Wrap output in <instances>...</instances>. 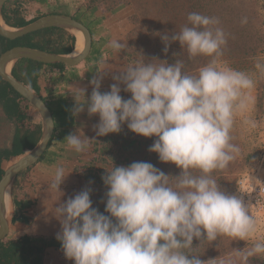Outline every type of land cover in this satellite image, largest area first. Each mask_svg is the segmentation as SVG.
Instances as JSON below:
<instances>
[{"label": "clouds", "instance_id": "obj_1", "mask_svg": "<svg viewBox=\"0 0 264 264\" xmlns=\"http://www.w3.org/2000/svg\"><path fill=\"white\" fill-rule=\"evenodd\" d=\"M187 21L179 31L161 38L165 54L171 43L179 42L190 57H212L197 75L184 71L183 60L170 64L153 58L129 64L113 76L116 83L110 91H100L105 72L100 71L91 81L89 99L86 90L76 88L73 93V116L84 112L85 106L90 116L99 115V123L93 125L96 137L119 133L127 124L138 135L157 137L149 151L182 170L171 176L146 161L114 166L102 176L108 189L105 212L110 215L93 207L90 188L55 208L62 225L56 238L75 264H248L249 258L264 255V239L257 237L260 226L251 206L226 194L213 176L240 154L231 131L237 115L252 105L256 81L245 71L219 65L217 58L227 39L218 18L191 12ZM110 47L128 48L118 40ZM255 67L264 75V58H257ZM120 84L131 93L129 99L121 96ZM245 123L256 126L254 120ZM65 140L77 153L86 152L89 142L96 141L83 130ZM70 173L57 167L51 189L61 192ZM219 237L254 243L233 249L227 258L202 260L195 250Z\"/></svg>", "mask_w": 264, "mask_h": 264}, {"label": "rangeland", "instance_id": "obj_2", "mask_svg": "<svg viewBox=\"0 0 264 264\" xmlns=\"http://www.w3.org/2000/svg\"><path fill=\"white\" fill-rule=\"evenodd\" d=\"M71 4L86 9L97 7L104 14L116 10L127 13L124 20L126 22L128 20L130 24L125 27L128 46L126 53L129 55L130 64L144 60L147 63L153 58L167 60L172 64L179 59L184 62V71L192 75H197L199 69L208 64L212 57L203 55L190 57L187 50L181 48L179 42L171 43L165 54V44L161 37L163 34L170 35L175 30L179 31L182 26L188 24L187 16L191 12L218 18L220 21L218 26L224 30L227 39V44L223 47V55L217 58L219 65H227L249 73L256 84L251 91L252 105L246 113L237 115L231 131L232 142L239 146L240 154L227 168L217 170L213 176L226 194L240 198H243L242 184L246 183V180L249 179L256 185L264 183V75L255 67L256 59L264 58V0H71ZM49 9L48 13L66 12L60 8V5L54 8L50 6ZM76 18L81 21L79 19L81 16ZM188 62H191V67ZM18 68L17 71L20 72L22 66ZM45 101L52 106L49 100ZM245 120L256 121V126L246 124ZM106 136L110 137L106 145L114 158L112 164L115 166H129L136 161H146L171 176H178L182 171L175 164L161 162L158 154L149 151V147L158 139L157 137L147 138L138 135L129 130L127 124L122 125L121 132ZM100 148L101 144L98 146V149ZM93 156L92 153L91 157ZM104 158L108 159L109 155ZM88 164L91 162L89 161ZM85 188L88 187L72 183L62 185L60 191L64 192L62 198L68 200ZM102 188L103 191L97 190L96 187L91 189L93 207L104 215H110L105 212L107 199L103 195L108 189L106 186ZM56 193L55 200L50 199V201L57 203L58 207L61 199L59 191ZM243 201L246 205L245 199ZM259 212L264 211H254L256 215H252L256 219L258 216L260 227L257 237L264 239V221ZM56 220L60 223L58 218ZM113 220L115 222L114 218ZM59 227L62 231V226ZM253 243L254 240L243 241L219 237L215 242L205 241L195 252L205 261L218 257L223 259L232 254L233 249H243L247 245L251 247ZM198 244L199 241L194 239V246ZM248 264H264V255L249 258Z\"/></svg>", "mask_w": 264, "mask_h": 264}, {"label": "crops", "instance_id": "obj_3", "mask_svg": "<svg viewBox=\"0 0 264 264\" xmlns=\"http://www.w3.org/2000/svg\"><path fill=\"white\" fill-rule=\"evenodd\" d=\"M7 5L6 12L9 15L15 11L20 13L17 20H14L15 26H9L13 30L26 27L45 16L58 14L48 13V11H50V6L54 8V6L60 5V8L66 10L64 14L75 18L81 16L79 18L81 22L92 30L93 43L88 58L78 66L53 67L44 65L43 67H35L33 81L36 80L38 91H33L44 101L49 100L52 104V106L47 105L53 116L54 133L42 158L34 166L17 175L10 188L13 211L7 219L9 233L4 240H1L4 242L17 241L25 235L39 236L49 233L52 236H57V233L61 232L59 227L62 226L61 222L59 223L56 220V214H53L57 208V203L50 201L53 195H57L56 192H58L50 187L55 170L62 166L66 172H71L61 186L71 185L74 183L79 163L86 158L83 157V153H77L70 149L65 139L69 134H78L79 130L81 132L83 130L86 136L96 139V141L89 142L90 146L86 152L90 153L91 150H94V143L99 142L102 137H96L93 131V125L99 123L98 114L90 116L85 106L84 112L78 116H73L72 110L76 105L73 93L76 92V88L86 90L85 98L89 99L93 91L91 81L97 77V72L100 71H105L100 91L102 93L110 91V85L116 83L113 76L120 75V71L125 70L130 64L126 49L117 51L110 47V42L113 40L121 41V43L127 41L125 27L130 26V24L128 20L127 22L124 20L127 15L126 12L116 10L113 13L104 14L97 7L79 8V6L71 4V0H11ZM74 51L75 46L71 52L65 51L66 53L60 55H73ZM21 60L16 61L14 66L18 63V66H22L21 70L26 71L30 62ZM102 61L103 63H101ZM120 87L122 89L121 96L124 99L131 96V93L123 91L125 87L123 84H120ZM29 88L31 89V87ZM80 102H83V99ZM21 115H27L28 118L22 122L24 126L29 127L31 131H40V142L43 136V120L40 113L31 104H22ZM17 124L15 118H9L0 102V152L10 151L16 144V137L19 133ZM29 147H25L20 156L10 160L3 159L1 169L5 172L35 148L29 149ZM89 157H91V153ZM60 205L58 204V207ZM60 256L64 260V264H75V261L67 259L64 253ZM57 257L59 255L55 254L54 258Z\"/></svg>", "mask_w": 264, "mask_h": 264}, {"label": "trees", "instance_id": "obj_4", "mask_svg": "<svg viewBox=\"0 0 264 264\" xmlns=\"http://www.w3.org/2000/svg\"><path fill=\"white\" fill-rule=\"evenodd\" d=\"M7 6L8 5H6L3 10V19L7 25L15 26L14 20H17L20 13L15 11V13L9 15V13L6 12ZM75 43V36L59 28L46 29L15 41H10L0 36V56L4 52L15 47H26L60 55L66 53L65 51L71 52ZM24 60L30 62L29 68L26 71L21 70L18 72L19 66L17 63L12 69V75L24 85L31 87L32 90L38 91L36 80L33 81L34 71L36 70L35 67H43L45 64L27 59ZM188 63L191 67V62ZM49 66L64 67L62 64ZM23 101H25V99L21 97L9 83L5 82L0 77V102L9 118H15L17 120L19 132L16 137L17 142H15L16 144L13 146L12 150L0 152V181L5 173L4 170L1 169V161L3 159L10 160L22 155L25 147L30 146L31 148L29 147V149H33L41 138L40 131H31L29 127L24 126L22 123L24 120L28 119L27 115H21ZM27 126L29 125L27 124ZM106 142H108V137L104 136L100 138L99 142L94 143V150L90 152L94 153L93 157H89L90 153L83 152V157L86 158L83 162L79 163L74 180L75 185H85V187L90 189L96 187L97 190H104L102 187L106 185L102 180V176L107 174L106 170H110L115 166L112 164L114 158L110 154ZM100 144L101 148L98 149ZM106 155H109L108 159L104 158ZM89 161L91 164H88ZM81 169H83V171H81ZM106 193L107 192H104L103 195H105L107 199ZM59 194L61 199L60 204L66 203L67 198H62L64 192H59ZM54 197H56V195H53V200H55ZM56 237L57 236L46 233V235L42 234L39 236L25 235L17 241H0V264H64V260L60 256L64 251L60 241ZM55 254H58L59 257L54 258Z\"/></svg>", "mask_w": 264, "mask_h": 264}, {"label": "water", "instance_id": "obj_5", "mask_svg": "<svg viewBox=\"0 0 264 264\" xmlns=\"http://www.w3.org/2000/svg\"><path fill=\"white\" fill-rule=\"evenodd\" d=\"M11 0H0V19L5 6ZM59 28L72 33L82 32L85 37V47L77 56H64L53 54L37 49L15 47L0 56V77L26 101H28L41 115L43 120V136L39 144L22 159L10 166L0 181V241L4 240L9 233V223L6 219L5 198L17 175L34 166L44 155L54 133V120L48 105L32 89L17 80L11 73H7L9 64L21 59L32 60L45 65L62 64L75 67L84 62L91 53L93 37L89 28L81 21L67 14H52L38 19L37 21L18 30H6L0 23V36L7 40L15 41L26 36L41 32L46 29ZM13 69V67H12Z\"/></svg>", "mask_w": 264, "mask_h": 264}, {"label": "built area", "instance_id": "obj_6", "mask_svg": "<svg viewBox=\"0 0 264 264\" xmlns=\"http://www.w3.org/2000/svg\"><path fill=\"white\" fill-rule=\"evenodd\" d=\"M242 189L244 190L242 193V199H245L246 206H251V214H255L254 211H264V183L256 185L248 179L246 180V183L242 184ZM259 214H262V219L264 221V212H259Z\"/></svg>", "mask_w": 264, "mask_h": 264}, {"label": "bare ground", "instance_id": "obj_7", "mask_svg": "<svg viewBox=\"0 0 264 264\" xmlns=\"http://www.w3.org/2000/svg\"><path fill=\"white\" fill-rule=\"evenodd\" d=\"M0 23L2 25L3 28H5L6 30H13L9 27V25H7L3 19L1 18L0 19ZM75 36H76V45H75V51L73 53L72 56H77L79 55L84 47H85V37L83 35L82 32H75ZM78 42V44H77ZM78 48V49H76ZM12 67H13V63L9 64V66L7 67V73L10 74L11 73V70H12ZM10 189L7 191V194H6V198H5V204H6V219H8V217L11 215L12 211H13V206L11 205V200H10ZM10 200V201H9Z\"/></svg>", "mask_w": 264, "mask_h": 264}]
</instances>
